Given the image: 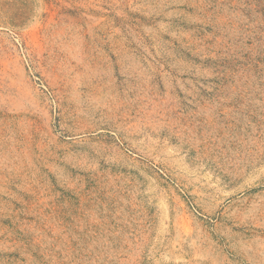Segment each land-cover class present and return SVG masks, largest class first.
<instances>
[{
  "label": "rangeland",
  "instance_id": "1",
  "mask_svg": "<svg viewBox=\"0 0 264 264\" xmlns=\"http://www.w3.org/2000/svg\"><path fill=\"white\" fill-rule=\"evenodd\" d=\"M0 264H264V0H0Z\"/></svg>",
  "mask_w": 264,
  "mask_h": 264
}]
</instances>
